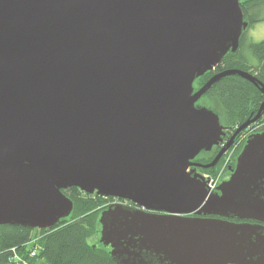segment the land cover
Returning <instances> with one entry per match:
<instances>
[{"label":"water","instance_id":"water-1","mask_svg":"<svg viewBox=\"0 0 264 264\" xmlns=\"http://www.w3.org/2000/svg\"><path fill=\"white\" fill-rule=\"evenodd\" d=\"M247 26L239 0H0V225L53 228L75 187L166 213L101 212L116 264H264V132L215 192L189 170L224 136L196 102L234 75L264 94L240 70L194 91ZM263 112L264 100L201 167Z\"/></svg>","mask_w":264,"mask_h":264},{"label":"trees","instance_id":"trees-1","mask_svg":"<svg viewBox=\"0 0 264 264\" xmlns=\"http://www.w3.org/2000/svg\"><path fill=\"white\" fill-rule=\"evenodd\" d=\"M239 5L243 20L248 24L247 28L261 20L264 0H239ZM243 45L244 31L239 39L238 50L227 53L214 70L203 74L194 84L200 88L211 76L225 70L250 73L264 84V41L248 45L255 62L242 52ZM203 96H207L213 105L222 109L223 120L232 129L253 117L264 100V95L257 87L237 75L222 78ZM250 129L252 132L256 131L255 134L264 132V112ZM245 141L246 137L235 142L237 150L232 155L233 163L232 159L229 163L232 167L235 166L236 157ZM211 159L199 158L197 161L208 162ZM225 159L224 156L215 168L203 171L215 175ZM62 192L72 201L73 209L69 217L60 220L53 228L37 230L0 225V264H22V261L27 264H116L108 248L89 242L99 234L100 210L97 208L103 201L97 197L92 198L75 187ZM31 252L34 253L33 257L29 255Z\"/></svg>","mask_w":264,"mask_h":264},{"label":"flooded vegetation","instance_id":"flooded-vegetation-1","mask_svg":"<svg viewBox=\"0 0 264 264\" xmlns=\"http://www.w3.org/2000/svg\"><path fill=\"white\" fill-rule=\"evenodd\" d=\"M195 82V81H194ZM194 84V83H193ZM194 91H196V89H194ZM264 95V94H263ZM197 104V102H196ZM197 106V105H196ZM252 118V117H251ZM252 124H250L246 129L242 130L240 133H238L234 139H233V144L231 147H234L235 145V142H239L241 141V139L245 138L246 137V140L247 138L252 134L251 133V127ZM224 127V136L222 137V140L221 142L219 143L218 146H214L209 152H205V154L203 155L201 152L192 162L194 164H197L196 166H192L189 168V170H194V173L196 174H199L201 176V172L204 168L201 167V165H206V164H209L213 159L214 157L216 156V154L219 152V150L224 146V144H226V142L229 140V138L232 136V134L234 133L235 129H232L230 128L229 126H223ZM255 134V133H254ZM253 135V134H252ZM246 142V141H245ZM236 147V146H235ZM228 151V150H227ZM226 151V152H227ZM224 152L220 158L218 159L217 163L215 164L214 167L212 168H215L219 162L221 161V159L225 156V153ZM240 154V153H239ZM238 154V155H239ZM237 155V157H238ZM211 157V161H208V162H199L197 161L199 158H203V159H207ZM236 157V158H237ZM235 164H236V161H235ZM235 166L232 167L230 164L227 166V172H226V178L224 181L228 180L230 175L232 174L233 170H234ZM89 196H91L92 198H99L101 201H103V204L101 206H99L97 209L100 210V214L101 212H103L104 210H106L109 206L111 205H122V206H125L127 208H130V209H135V210H140V211H143L145 213H149V214H153V215H165L166 213L164 212H159V211H153V210H147V209H144L142 207H139L135 204H133L132 202L128 201V200H123V199H118V198H114V197H102V196H99L97 195L96 193H93V194H88ZM100 214H99V217H100ZM185 218H192V219H195V218H199V216H195V215H188V216H184ZM202 218V217H200ZM206 219H213V220H216V219H220L219 217H206ZM221 220H226V219H221ZM231 223H240L239 221H235V220H227ZM264 225V224H263ZM108 248V251L110 252L111 248L108 246L106 247ZM124 259H127V257L123 256ZM129 261V262H128ZM152 264H161L157 259H152ZM126 264H133L132 263V260L131 259H128ZM135 264H138V263H135Z\"/></svg>","mask_w":264,"mask_h":264},{"label":"rangeland","instance_id":"rangeland-1","mask_svg":"<svg viewBox=\"0 0 264 264\" xmlns=\"http://www.w3.org/2000/svg\"><path fill=\"white\" fill-rule=\"evenodd\" d=\"M261 17L260 18L261 20L257 23H255L254 25H252L251 27H248L244 30V45H243V53H246V56H248V58H250V60L252 62H255V59L251 56L249 50H248V45L250 43H258V42H261V41H264V10L261 14ZM194 89L198 90L199 88L196 86V84L193 85ZM213 103V102H212ZM210 101V99L207 97V96H202L199 101L197 102V106H200V107H205V108H208L210 110H212L215 114L218 115L219 117V121H220V124L223 125V126H226V123L225 121L223 120V111L221 108H218L217 106L213 105ZM252 134L256 133V131H251ZM232 148V147H230ZM229 148V149H230ZM228 149V151H229ZM233 150L230 152V153H225V162L222 163L221 167L218 169V171L216 172L215 175L213 174H208V173H205L203 170L201 172V176L208 180L209 183H210V186L213 187L215 189V187H217L221 182H223L226 178V172H227V166L229 165V163L231 162V159H232V155L233 153L237 150V148L234 147L232 148ZM232 163H233V159H232ZM99 239H100V228H99V234L98 235H95L93 236L89 242L91 244H97V245H100L101 243L99 242Z\"/></svg>","mask_w":264,"mask_h":264},{"label":"built area","instance_id":"built-area-1","mask_svg":"<svg viewBox=\"0 0 264 264\" xmlns=\"http://www.w3.org/2000/svg\"><path fill=\"white\" fill-rule=\"evenodd\" d=\"M207 185H208V188L210 189V191H213L214 190V188L210 186V183H209L208 180H207ZM29 255H30V257H33L34 256V253L31 252ZM22 264H27V263H25V262L22 261Z\"/></svg>","mask_w":264,"mask_h":264}]
</instances>
